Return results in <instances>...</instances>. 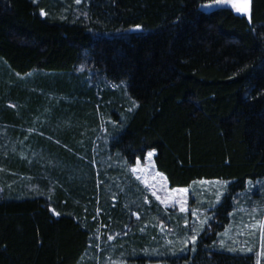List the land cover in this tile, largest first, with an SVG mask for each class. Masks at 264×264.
<instances>
[{"label":"trees","instance_id":"trees-1","mask_svg":"<svg viewBox=\"0 0 264 264\" xmlns=\"http://www.w3.org/2000/svg\"><path fill=\"white\" fill-rule=\"evenodd\" d=\"M212 2L85 0L74 18L0 0V132L42 157L0 144V264H97L114 247L125 264H264V0L251 25ZM111 124L108 156L155 151L172 190H217H195L185 218L141 193L126 211L92 163Z\"/></svg>","mask_w":264,"mask_h":264},{"label":"rangeland","instance_id":"rangeland-1","mask_svg":"<svg viewBox=\"0 0 264 264\" xmlns=\"http://www.w3.org/2000/svg\"><path fill=\"white\" fill-rule=\"evenodd\" d=\"M37 1V0H35ZM64 7L71 10L72 12L69 13L74 18H79L78 16L82 15L81 6L83 5V2L85 0H80V3L77 4L76 0H59ZM80 73V72H78ZM125 97V95H124ZM103 125V124H102ZM101 125V126H102ZM107 128V129H106ZM32 133H35L36 135H41L47 137L49 140H52L51 137L46 136L50 135L51 133H44L40 129H33ZM116 127L107 125L106 127L103 126L99 131L94 129L91 134L95 133L93 136V143H94V149L93 150V164L95 167V173L98 178H101L99 181V184L101 188L105 187L104 189V196L108 198V196H113V198L121 197L123 201L120 200L122 205H125L127 207L126 211H131L134 207L138 206L139 203V195L142 194L141 199L142 202L145 204L147 199H151L152 202L154 201L158 205L165 208L167 211H170V214L173 216H176L174 212H176L179 215H183V218H185V215L190 212L192 209L194 210V206L190 205L191 202L198 197V192L195 190H199L206 188L207 184H204L205 186L195 187V190L187 189L186 192L181 191L182 189H171L167 183L166 177L157 171L154 157L156 155L155 151L153 152V155L151 157L148 156V153L146 155V158L144 162L138 161L135 166H127L126 164L118 161L115 157L112 155H107V143L110 138H113V133L115 132ZM90 131V132H91ZM2 136H0V144L3 145L7 141L8 146L12 147L9 154L13 155L16 158L21 159H28V162L30 164H35L39 166L41 163H38L41 161L40 158L37 155H29L27 156L26 153H23L25 151L24 147L26 145L25 142H19V141H11L6 140L7 134L4 131L0 132ZM97 133V134H96ZM116 135V134H114ZM114 139V138H113ZM92 140V139H91ZM92 143V145H93ZM12 145V146H11ZM27 149V148H26ZM3 150V148L0 147V151ZM17 150V151H16ZM17 153V154H16ZM8 154V155H9ZM3 155H0V157ZM43 169V173L46 174L47 167L43 164L41 165ZM135 169V171L133 170ZM78 178V176H77ZM1 181V180H0ZM262 184H264V181H262ZM143 189H139L140 187ZM212 187L213 190H217L218 184H208L207 186ZM194 189V188H193ZM131 191V193H130ZM4 189L0 185V193H3ZM155 193V195H153ZM195 193V194H194ZM262 195H264V188L262 189ZM157 196L160 197V199H157ZM147 197V199H146ZM181 201H184L183 207L185 208V211H181ZM143 203L141 205H143ZM151 207V205H150ZM195 211V210H194ZM193 211V212H194ZM168 213V212H167ZM196 213V211H195ZM134 217L137 216L136 214H133ZM167 215V214H166ZM169 215V213H168ZM113 240H115L114 237H112ZM110 239V241H113ZM171 244V243H170ZM115 247L112 248V252L109 256L105 257V260L100 263L97 260V264H125V260L123 257H118L115 254ZM157 252V251H155ZM122 259V260H120ZM151 264H159L157 262L151 263Z\"/></svg>","mask_w":264,"mask_h":264},{"label":"snow or ice","instance_id":"snow-or-ice-1","mask_svg":"<svg viewBox=\"0 0 264 264\" xmlns=\"http://www.w3.org/2000/svg\"><path fill=\"white\" fill-rule=\"evenodd\" d=\"M251 2L252 0H213L212 3H209L207 5H205L204 7L206 9H210L212 7H214L215 5H225V6H230L232 10H234L236 13L243 15V16H247L249 19V22H251ZM76 3L79 4L80 0H76ZM41 15H44L43 11L41 12ZM133 31L136 32H140L142 31V26L141 25H134L133 26ZM153 155V152L149 151L148 152V156L151 157ZM135 171V169H133ZM181 191L186 192L187 189H182ZM153 195H155V193H153ZM157 199H160L159 196H157ZM181 208L180 210L183 212L185 211V208L183 207V204L185 203L184 201H181ZM57 215H59V213H56ZM259 227L264 229V222L259 224ZM197 236L196 235H192L191 236V242L193 245V248L191 249V251H195V244L197 241ZM185 247H187V245H185ZM231 250V249H230Z\"/></svg>","mask_w":264,"mask_h":264},{"label":"water","instance_id":"water-1","mask_svg":"<svg viewBox=\"0 0 264 264\" xmlns=\"http://www.w3.org/2000/svg\"><path fill=\"white\" fill-rule=\"evenodd\" d=\"M207 5V4H205ZM205 5H202L200 8L204 11H208L209 13H213V12H216V11H231L233 12L237 17H240V18H246L247 19V22L249 25H251V22H252V14H253V0L251 2V22H249V19L247 16H243V15H240L238 13H236L234 10L231 9L230 6H225V5H215L214 7L210 8V9H206L204 6Z\"/></svg>","mask_w":264,"mask_h":264}]
</instances>
